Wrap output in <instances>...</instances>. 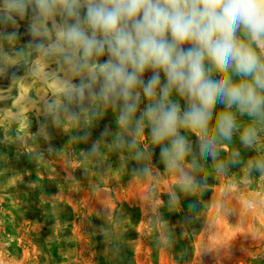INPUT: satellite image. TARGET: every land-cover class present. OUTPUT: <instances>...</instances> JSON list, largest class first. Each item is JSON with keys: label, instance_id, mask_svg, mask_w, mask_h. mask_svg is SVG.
<instances>
[{"label": "rangeland", "instance_id": "rangeland-1", "mask_svg": "<svg viewBox=\"0 0 264 264\" xmlns=\"http://www.w3.org/2000/svg\"><path fill=\"white\" fill-rule=\"evenodd\" d=\"M34 66L0 77V264H264V119L217 102L206 133L180 129L190 150L168 167L147 121L137 133L145 99L122 125L120 103L54 95Z\"/></svg>", "mask_w": 264, "mask_h": 264}, {"label": "clouds", "instance_id": "clouds-1", "mask_svg": "<svg viewBox=\"0 0 264 264\" xmlns=\"http://www.w3.org/2000/svg\"><path fill=\"white\" fill-rule=\"evenodd\" d=\"M27 2L8 0L11 8L20 10ZM35 4L44 17L59 14L73 21L55 26L51 44L38 45L45 56L58 54L70 71L83 74L77 85L45 73L52 80L53 94L83 98L87 91L92 100L120 103L122 125L135 117L145 99L137 133L147 121L168 167H177L190 150L180 129L206 133L217 102L235 107L241 115L264 119V0H35ZM34 71H41L40 61ZM148 72L152 75L145 80ZM174 93L185 101L183 110L172 98ZM235 127L232 113L218 114L216 130L221 136L230 139ZM255 136L249 127L241 141L250 145ZM201 148L212 151L214 139L202 140Z\"/></svg>", "mask_w": 264, "mask_h": 264}, {"label": "crops", "instance_id": "crops-1", "mask_svg": "<svg viewBox=\"0 0 264 264\" xmlns=\"http://www.w3.org/2000/svg\"><path fill=\"white\" fill-rule=\"evenodd\" d=\"M72 22L59 14L44 17L35 0H28L24 10L13 9L8 0H0V77L36 65L37 61L41 62L43 74L69 72L70 66L62 57L58 54L45 56L38 45H49L55 41L56 25L63 26Z\"/></svg>", "mask_w": 264, "mask_h": 264}, {"label": "water", "instance_id": "water-1", "mask_svg": "<svg viewBox=\"0 0 264 264\" xmlns=\"http://www.w3.org/2000/svg\"><path fill=\"white\" fill-rule=\"evenodd\" d=\"M14 115H9L8 117H13Z\"/></svg>", "mask_w": 264, "mask_h": 264}]
</instances>
